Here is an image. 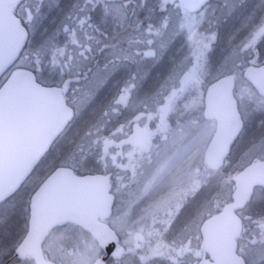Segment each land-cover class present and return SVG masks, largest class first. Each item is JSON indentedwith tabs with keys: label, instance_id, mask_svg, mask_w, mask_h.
<instances>
[{
	"label": "snow or ice",
	"instance_id": "1",
	"mask_svg": "<svg viewBox=\"0 0 264 264\" xmlns=\"http://www.w3.org/2000/svg\"><path fill=\"white\" fill-rule=\"evenodd\" d=\"M0 264H264V0H0Z\"/></svg>",
	"mask_w": 264,
	"mask_h": 264
}]
</instances>
